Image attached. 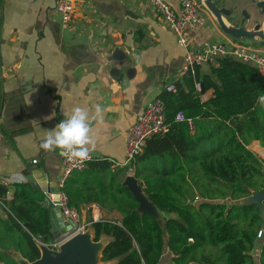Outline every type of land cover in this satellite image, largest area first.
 Wrapping results in <instances>:
<instances>
[{
    "label": "trees",
    "instance_id": "1",
    "mask_svg": "<svg viewBox=\"0 0 264 264\" xmlns=\"http://www.w3.org/2000/svg\"><path fill=\"white\" fill-rule=\"evenodd\" d=\"M209 89L215 90L214 96L203 100ZM262 96L264 76L258 68L227 57L207 71L197 66L195 73L186 72L175 82V90L161 95L172 126L166 134L152 137L160 139L157 153L174 146L177 135L184 136V143L177 141L178 148L192 149L187 156L191 180L142 178L141 169L134 170L149 199L160 211L169 213L164 225L137 210L138 200L109 160L94 158L66 179L63 191L71 208L81 213L84 203H97L123 215L120 221L94 220L92 208L87 210L94 240L102 235L112 237L103 250V261L160 264L166 256L171 264H256L253 250L257 248L258 262L264 264V236H258L264 230V210L256 203L239 201L264 190V158L248 147L254 140L264 147ZM179 111L193 118L194 128L187 121H176ZM150 140L127 169L147 157ZM256 148L264 157V149ZM45 196L30 181L12 187L0 182L4 205L0 212V264H19L13 252L29 261L38 259L40 243L55 247L57 238L50 211L43 204ZM227 197L233 200L230 204L220 201Z\"/></svg>",
    "mask_w": 264,
    "mask_h": 264
},
{
    "label": "crops",
    "instance_id": "2",
    "mask_svg": "<svg viewBox=\"0 0 264 264\" xmlns=\"http://www.w3.org/2000/svg\"><path fill=\"white\" fill-rule=\"evenodd\" d=\"M169 2L180 8L179 0ZM57 5L58 0H0V182L7 180L12 187L42 168L49 181L58 183L63 151L41 147L43 129H52L77 106L89 111L94 158L112 162L119 179L139 168L142 178L191 180L187 156L192 149L177 147V141L184 143L180 135L160 155V139L150 138L147 157L129 170L123 165L126 136L137 116L183 76L186 49L151 0H76L75 18L67 25ZM216 25L197 27L193 41L225 40ZM214 94L209 89L202 99ZM96 105L103 108L101 117L95 116ZM252 145L264 149L259 140L248 147ZM17 175L23 180H16ZM89 208L94 220L123 218L116 208L84 203L83 223ZM160 264L171 263L165 256Z\"/></svg>",
    "mask_w": 264,
    "mask_h": 264
},
{
    "label": "built area",
    "instance_id": "3",
    "mask_svg": "<svg viewBox=\"0 0 264 264\" xmlns=\"http://www.w3.org/2000/svg\"><path fill=\"white\" fill-rule=\"evenodd\" d=\"M180 8H175L169 0H151L156 13L163 19L165 24L177 36L180 45L186 49L182 73L188 71L195 73L196 67H211L218 65L223 58H232L258 68L264 76V44L251 42L243 38H234L228 34L222 41H205L197 44L193 41L191 32L197 27L205 24L217 26V18L204 0H179ZM76 0H58L57 10L65 25L71 23L75 18ZM219 26V25H218ZM196 86L201 89V83ZM168 91L175 90V83L166 86ZM264 103V102H263ZM176 121H187L191 128H194L193 118L186 116L179 111ZM172 126L166 115L164 100L158 96L152 99L144 110L137 116L135 123L129 128L126 136V159L123 165L130 163L146 148L148 140L154 136L166 134ZM3 132L0 126V143ZM94 159L90 150V158L86 160L70 159L63 153L61 175L58 181L59 203L62 206V215L67 221H73L75 226L72 232H83L90 222H82L81 213L69 206L67 194L63 191L66 179L77 170L84 169L88 162ZM131 168V167H130ZM2 183L10 185L7 180ZM55 193L49 192L48 196L54 200ZM10 197V195H8ZM3 202L0 198V212L3 211ZM259 238L264 236V230L258 233ZM60 240L54 244L57 247Z\"/></svg>",
    "mask_w": 264,
    "mask_h": 264
},
{
    "label": "water",
    "instance_id": "4",
    "mask_svg": "<svg viewBox=\"0 0 264 264\" xmlns=\"http://www.w3.org/2000/svg\"><path fill=\"white\" fill-rule=\"evenodd\" d=\"M206 4L212 10L217 18V23L220 29L234 38L254 39L261 38V44H264V30L260 23H256L254 29H249L245 25H240L238 13H234L233 9L220 3V0H205ZM257 6L264 12V0L257 1ZM242 14L246 19H250L251 15L246 9L242 10ZM203 90V89H202ZM28 180L35 186L41 188L46 194L43 201L50 211V219L55 237L60 239V244L57 247H51L47 244H39L41 256L29 261L19 252H13L19 264H116L115 260L103 261L102 253L105 246L110 242V235H102L99 240H94V229L89 224L87 230L83 232H72L74 222L67 221L62 215V206L59 203L57 192L59 191L58 183L48 180L44 169L35 168L28 174ZM138 200L139 206L137 210L141 213H149L153 215L162 225H164V217L158 209L157 205L149 199L144 190V186L139 182L133 174H127L124 182ZM55 193V198L52 200L48 193ZM251 196L249 202L259 205L260 210H264V190L256 191ZM104 236L111 237L105 239Z\"/></svg>",
    "mask_w": 264,
    "mask_h": 264
},
{
    "label": "clouds",
    "instance_id": "5",
    "mask_svg": "<svg viewBox=\"0 0 264 264\" xmlns=\"http://www.w3.org/2000/svg\"><path fill=\"white\" fill-rule=\"evenodd\" d=\"M264 102V96L260 97ZM103 108L95 106V116L101 117ZM89 111L82 107H74L52 129H43L41 147L44 150L60 149L70 159L86 160L90 158V146L94 145L90 134ZM16 180L22 181L23 177L17 175Z\"/></svg>",
    "mask_w": 264,
    "mask_h": 264
},
{
    "label": "rangeland",
    "instance_id": "6",
    "mask_svg": "<svg viewBox=\"0 0 264 264\" xmlns=\"http://www.w3.org/2000/svg\"><path fill=\"white\" fill-rule=\"evenodd\" d=\"M257 1H259V0H220V3H223L225 6L231 8L237 12H240L241 9H246L248 11V13L251 14V18L250 19H244L243 22H241V24L245 25L249 29H254L255 24L260 23L262 26V29H263L264 28V12H262L261 8L260 9L258 8ZM261 40L262 39L258 38V37L256 39L257 42H259V41L261 42ZM252 149L255 152H257L262 158H264L263 155L257 150L256 146L252 145ZM127 173L134 175L133 169H130ZM254 194L255 193H252V195H250L248 197L241 198L239 201L240 202H243V201L249 202L251 196H253ZM199 200H203V198H199ZM220 201H226L228 204H230L233 200L230 197H227V198L222 199ZM253 255L256 258V264H259V262H258L259 249H257V248L254 249Z\"/></svg>",
    "mask_w": 264,
    "mask_h": 264
},
{
    "label": "flooded vegetation",
    "instance_id": "7",
    "mask_svg": "<svg viewBox=\"0 0 264 264\" xmlns=\"http://www.w3.org/2000/svg\"><path fill=\"white\" fill-rule=\"evenodd\" d=\"M258 8H259V7H258ZM259 9H260V8H259ZM233 12H234V13H238V15H239V17H240L238 23H239L240 25H243V24H241V22H243V20L246 19V18H245L244 15L242 14V11H240V12H236V11L233 10ZM249 14H250V13H249ZM250 15H251V14H250Z\"/></svg>",
    "mask_w": 264,
    "mask_h": 264
},
{
    "label": "bare ground",
    "instance_id": "8",
    "mask_svg": "<svg viewBox=\"0 0 264 264\" xmlns=\"http://www.w3.org/2000/svg\"><path fill=\"white\" fill-rule=\"evenodd\" d=\"M264 29V28H263Z\"/></svg>",
    "mask_w": 264,
    "mask_h": 264
}]
</instances>
